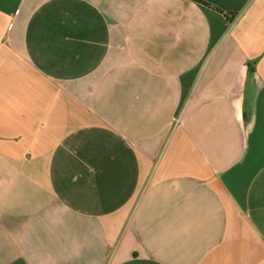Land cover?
Wrapping results in <instances>:
<instances>
[{
  "label": "crops",
  "instance_id": "1",
  "mask_svg": "<svg viewBox=\"0 0 264 264\" xmlns=\"http://www.w3.org/2000/svg\"><path fill=\"white\" fill-rule=\"evenodd\" d=\"M202 1L0 0V264H264V0Z\"/></svg>",
  "mask_w": 264,
  "mask_h": 264
},
{
  "label": "trees",
  "instance_id": "2",
  "mask_svg": "<svg viewBox=\"0 0 264 264\" xmlns=\"http://www.w3.org/2000/svg\"><path fill=\"white\" fill-rule=\"evenodd\" d=\"M193 1L197 2L198 4H201L202 6H205L207 8L213 9L214 11L219 12V13L225 15V16H234L235 15V13H231L230 14V12H224L221 9H218L217 7L211 6L210 4H208V3H206V2H204L202 0H193ZM248 71H249V73L252 72L251 69H250V66L248 67Z\"/></svg>",
  "mask_w": 264,
  "mask_h": 264
}]
</instances>
